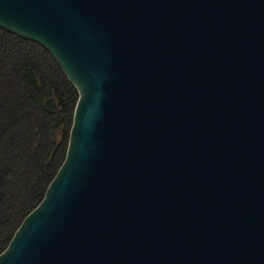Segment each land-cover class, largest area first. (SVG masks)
Masks as SVG:
<instances>
[{
	"label": "water",
	"instance_id": "95a60500",
	"mask_svg": "<svg viewBox=\"0 0 264 264\" xmlns=\"http://www.w3.org/2000/svg\"><path fill=\"white\" fill-rule=\"evenodd\" d=\"M0 26L79 92L0 264H264V0H0Z\"/></svg>",
	"mask_w": 264,
	"mask_h": 264
},
{
	"label": "trees",
	"instance_id": "16d2710c",
	"mask_svg": "<svg viewBox=\"0 0 264 264\" xmlns=\"http://www.w3.org/2000/svg\"><path fill=\"white\" fill-rule=\"evenodd\" d=\"M78 98L43 45L0 26V254L64 162Z\"/></svg>",
	"mask_w": 264,
	"mask_h": 264
}]
</instances>
